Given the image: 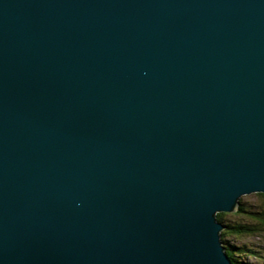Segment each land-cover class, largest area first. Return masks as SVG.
Returning a JSON list of instances; mask_svg holds the SVG:
<instances>
[{
	"label": "water",
	"instance_id": "obj_1",
	"mask_svg": "<svg viewBox=\"0 0 264 264\" xmlns=\"http://www.w3.org/2000/svg\"><path fill=\"white\" fill-rule=\"evenodd\" d=\"M264 193V0H0V264H232Z\"/></svg>",
	"mask_w": 264,
	"mask_h": 264
},
{
	"label": "trees",
	"instance_id": "obj_2",
	"mask_svg": "<svg viewBox=\"0 0 264 264\" xmlns=\"http://www.w3.org/2000/svg\"><path fill=\"white\" fill-rule=\"evenodd\" d=\"M257 194L261 197V202L256 208L259 211L245 207L244 203L238 200L236 209L231 213V215H238L239 217H241V214H248L253 221L228 220L226 216L228 212L220 211L216 213L217 220L223 225V228L220 230V240L232 264H264V261H260L261 258L264 259V252L260 254L253 247H248L245 244H231L227 239V236L231 235L240 236L264 233V193L258 192ZM247 256L259 258L258 261H250L247 259Z\"/></svg>",
	"mask_w": 264,
	"mask_h": 264
},
{
	"label": "rangeland",
	"instance_id": "obj_3",
	"mask_svg": "<svg viewBox=\"0 0 264 264\" xmlns=\"http://www.w3.org/2000/svg\"><path fill=\"white\" fill-rule=\"evenodd\" d=\"M258 192H249L247 194H243L239 197V200L241 203H244L245 207L255 210L258 205L260 204V196L257 194ZM256 211H259L256 209ZM233 211L227 213V219L228 220H242V221H253L251 220L250 215L245 214V215H231ZM227 239L231 244L237 243L238 245L245 244L248 247H253L255 250H257L258 253L261 254V252H264V233H257V234H252V235H240V236H227ZM236 245V244H235ZM226 252V251H225ZM259 257H254V256H247V259L250 261H258ZM260 261H264V259H260Z\"/></svg>",
	"mask_w": 264,
	"mask_h": 264
},
{
	"label": "bare ground",
	"instance_id": "obj_4",
	"mask_svg": "<svg viewBox=\"0 0 264 264\" xmlns=\"http://www.w3.org/2000/svg\"><path fill=\"white\" fill-rule=\"evenodd\" d=\"M217 217V216H216Z\"/></svg>",
	"mask_w": 264,
	"mask_h": 264
}]
</instances>
